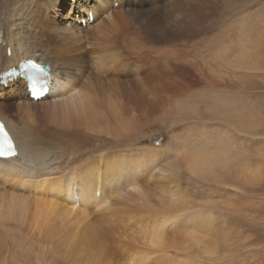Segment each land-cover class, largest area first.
Listing matches in <instances>:
<instances>
[{
  "label": "bare ground",
  "instance_id": "6f19581e",
  "mask_svg": "<svg viewBox=\"0 0 264 264\" xmlns=\"http://www.w3.org/2000/svg\"><path fill=\"white\" fill-rule=\"evenodd\" d=\"M57 1L0 0V79H5L8 89L4 90L5 85L0 84V99L9 93L19 94L20 82L25 89L17 102L15 114L5 109L0 101V119L9 131L16 153L0 157V264H10L8 255L18 258L19 264H48L46 260L49 264H197V260L188 259L190 249L202 247L209 256L212 250L206 246L207 241L204 244L205 236L200 240L197 233L185 227L183 211L187 205L178 179L181 178L183 162L188 166L191 163L184 160L181 141H177L178 147L175 146L174 159H169L168 151H158L150 146L133 149V141L138 135H131V131L124 134L125 138L120 135L132 127L128 125V119L134 115L131 109L128 112L123 110L117 101L133 103L139 86L129 89L125 84L123 95L117 92L116 98L108 100L104 99L102 79L107 68L106 55L120 74L128 73L132 64L136 65L132 59L141 52L147 55L156 53L166 62L174 61L184 45L199 35L201 3L199 0H151L148 4V0H123L121 11L113 8L96 25L85 24L83 27L77 21L61 24L44 17L43 13L56 6ZM93 1L71 0L69 13L73 9L77 13L75 10L78 8L85 23H89V13L96 17L101 15L94 7L96 3L92 5ZM98 1L99 8L109 7L108 1L107 4L106 0ZM88 50L96 73H93L96 77L94 88L92 84L78 85L79 80L74 78L76 74L79 78L83 75L84 65L79 57ZM27 59H32L46 71L45 65L50 67L45 76L47 83L42 82L44 77L41 78V86L46 85V94L41 97H46L44 99H31L27 80L15 77L21 75L20 63ZM179 63L178 60L175 62L176 65ZM126 67L128 72L124 69ZM15 69L17 71L13 73ZM16 80L19 82L10 84ZM152 83L163 94L169 91L166 82ZM182 83L180 78L174 81L175 104L180 103ZM52 93L56 98L47 103ZM139 99L149 104L157 98L142 91ZM159 100L170 102L165 94ZM106 106H110V113H107ZM61 107L75 113L80 130L95 136L100 137L105 130L104 124H115L122 131L114 140L115 145L112 143L114 149L107 152L99 150L83 162H76L75 170L65 180L62 177L43 179L41 177L45 174L57 169L54 160L60 154L48 148L51 145L48 138L55 133L42 128L43 123L37 118L45 116L49 119V115L54 116ZM197 151L202 160H220L214 152ZM190 153H186L188 159L192 163L197 162L199 157L190 156ZM162 158L166 161L158 166L160 183L152 186L151 178L145 188L137 187L140 176L146 178L145 173H151L149 169H154ZM74 160L79 161L77 157ZM128 212L136 220L134 227L138 230L129 227L131 230L126 232L128 224L125 218H121ZM206 216L199 210H193L188 220L195 222L197 219L196 224H199L198 220ZM98 220L104 223L105 229L108 228V233L118 232V227L122 229L114 246L115 259L109 260L112 256L104 248L106 246L96 244L88 237V227L92 226L95 231ZM11 233L16 238H10ZM11 244L16 250H10ZM20 245L25 248L22 250Z\"/></svg>",
  "mask_w": 264,
  "mask_h": 264
},
{
  "label": "rangeland",
  "instance_id": "374dc122",
  "mask_svg": "<svg viewBox=\"0 0 264 264\" xmlns=\"http://www.w3.org/2000/svg\"><path fill=\"white\" fill-rule=\"evenodd\" d=\"M121 1L123 0H106L105 4L109 6L106 9L99 8L98 0L91 2L92 5L96 3L94 7L101 15L96 17L89 13V23H85L78 8L75 10L77 13H74V9L69 13L71 0H58V4L43 15L51 22L66 24L71 20L83 27L85 24L94 26L113 8L121 11ZM199 3L202 10L199 35L188 42L187 46L184 45L174 61L166 62L156 53L147 55L141 52L136 54V60L132 59L136 65L132 64L129 72L126 70L128 67L124 68L128 73L120 74L117 66H112L113 61L106 55L107 68L102 79L104 99L116 98L114 95L117 92L123 95L122 87L125 84L129 89L139 86L137 99L133 103L127 100L117 101L123 110L128 112L131 109L134 115L132 119H128V125L133 129L120 135L125 138L124 134L130 131L131 135H138L139 139L133 141V149L150 146L158 151H168L169 159H174L175 146L178 147L177 141H181L184 160L191 163L189 167L183 162L181 178L178 179L185 195L184 204L187 205L183 211L187 224L185 227L197 233L200 240L205 236L203 242L206 245L207 241L206 246L212 250V255L209 256L202 247L192 251L190 249L188 259L197 260V264H264V0H199ZM89 52L90 50L85 51L79 57L80 63L84 65L83 75L79 78L76 74L74 78L79 80L76 84H92L94 88L96 77L93 75L96 73ZM177 60L180 61L179 65L175 64ZM178 78L183 83L180 103L175 104L174 81ZM16 82L19 80L10 84ZM152 82L169 84V91L164 92L169 104L159 100L164 94L155 89ZM20 83L19 94L9 93L0 99L2 106L11 114L16 113L17 102L25 90L24 84ZM2 85H5L4 90H8L6 84ZM142 91L157 99L149 104L138 100ZM55 98L52 93L46 102ZM121 98L122 96L118 97V100ZM106 109L110 113V106H106ZM64 110L65 107L57 109L54 116L49 115V119L45 116L37 118L43 123L42 128L55 133L54 137L51 135L48 138L51 144L48 148H53L60 154L54 160L57 169L51 174H45L41 177L43 179L62 177L65 180L75 170L76 162H83L99 150L107 152L114 149L113 142L122 131L115 124H104L103 133L100 137L95 136L89 131L80 130L75 113ZM109 119L108 121H112ZM199 149L214 152L220 160H202L197 151ZM187 152H191L190 156H198L197 162L192 163L186 156ZM76 157L79 161L74 160ZM164 161L163 158L159 160L157 166L154 162L156 168L149 169L151 173H145L146 178L140 176L137 187L140 185L141 189L145 188L151 178V185H158V166L165 164ZM67 169L69 170L66 171ZM15 183L20 184L19 181ZM193 210L201 211L207 218H202L204 221L198 220L199 224H196L197 219L195 222L188 220ZM124 216L121 220L125 218L128 228L138 230V227H134L136 220L131 217L130 212ZM96 224L95 231L92 226L88 227L89 239L96 244L105 245L103 247L112 256L109 260L115 259L114 246L122 229L118 227V232L113 230L108 233V228H104L102 221L98 220ZM128 228L126 232L131 230ZM11 235L10 238H16L13 233ZM12 244L10 250H16L14 246L11 247ZM192 246L195 247V244ZM21 248L23 250L25 247ZM8 258H11L10 264L21 262L12 255H8Z\"/></svg>",
  "mask_w": 264,
  "mask_h": 264
},
{
  "label": "snow or ice",
  "instance_id": "6c2138e0",
  "mask_svg": "<svg viewBox=\"0 0 264 264\" xmlns=\"http://www.w3.org/2000/svg\"><path fill=\"white\" fill-rule=\"evenodd\" d=\"M29 65L33 68L37 67L35 64L31 62H29ZM40 70L42 71V69ZM0 132H3V125H0ZM4 139H5L7 147L4 151H0V155H4V156L15 155L16 153H15L14 147L6 132H4Z\"/></svg>",
  "mask_w": 264,
  "mask_h": 264
},
{
  "label": "water",
  "instance_id": "95a60500",
  "mask_svg": "<svg viewBox=\"0 0 264 264\" xmlns=\"http://www.w3.org/2000/svg\"><path fill=\"white\" fill-rule=\"evenodd\" d=\"M43 74H44V72L39 69V71L36 73V76H41ZM32 75H34V74H32ZM29 77H35V76H29Z\"/></svg>",
  "mask_w": 264,
  "mask_h": 264
}]
</instances>
